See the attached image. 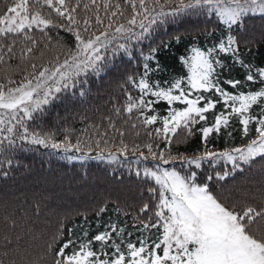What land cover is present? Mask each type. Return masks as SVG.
<instances>
[{"label": "trees", "instance_id": "16d2710c", "mask_svg": "<svg viewBox=\"0 0 264 264\" xmlns=\"http://www.w3.org/2000/svg\"><path fill=\"white\" fill-rule=\"evenodd\" d=\"M11 2L0 0V12L5 11ZM83 2L85 0H81V7ZM43 11L47 14L51 10ZM52 19L65 22L55 13H52ZM46 31L48 36L38 29L29 33L37 44L27 58H24L22 49L31 47L30 42L21 38L13 46L15 58L5 57L6 62L0 63V83L7 84V78H11L19 84L25 75L33 73L32 64H36L37 69L42 65L52 66L57 57L62 62L67 49L74 48L72 33L60 28ZM135 31L140 32V29L136 27ZM230 35L237 40L233 45L235 55L218 53L215 57L225 64L224 70L217 69L220 86L233 94L259 90L260 78L257 76L254 81H246L249 69L239 61L250 65L254 75L257 69L264 67V15L249 13L239 26H232L229 31L227 26L220 25L214 14L194 9L168 16L166 22L154 25L145 34L146 38L127 42L128 52L113 47L107 51L102 49L105 58L99 72L90 71L76 77L71 87L53 93L49 103L41 105L40 110L33 113V119L25 121L29 134L35 133L46 139L47 146L21 141L14 136L15 143L11 148L0 152V264H54L59 259L56 252L70 238L69 230L78 245L105 231V226L110 223L132 233L126 238L135 243L140 237L137 231L142 227L140 218L147 221L152 215L151 212L142 213L140 209L150 203L154 210L158 202L149 192L150 187L158 188V185L144 177L143 166L159 161H152L149 157L147 162H134L141 152L148 155L144 145L151 143L154 151L163 149L166 155L170 152L177 157L202 155L205 143L199 129L213 124L215 115L229 113L231 109L225 108L224 101L214 89L194 92L190 99L202 94L213 99L215 107L204 113L205 121L191 126V135L181 128L169 144L163 133L156 136L155 129L163 128L162 118L170 110H182L186 105L178 101L169 105L151 94L144 96L145 101H154L151 109L143 110L144 115L158 117L156 123L144 126L141 109H133L131 113L125 111L129 96L138 101L142 95L129 77L138 84L147 63L149 71L145 79L151 85L168 88L179 79L187 91L189 68L185 61L192 55V49L206 50L221 39L226 42ZM146 56L150 57L147 61ZM228 79L243 83L234 89L223 82ZM173 94L179 93L173 90ZM203 104L204 101H200L198 106ZM260 108L261 105H254L250 114L259 117ZM22 131L17 126L16 135ZM120 132L124 133L122 137ZM149 132L153 133L151 137ZM255 136L254 121L249 124L248 135L244 136L239 118L233 115L227 128L222 126L219 135L214 132L209 136L206 147L215 152L229 150ZM78 140L82 143L80 152L51 147L52 143L75 145ZM97 140L101 141L99 148L96 147ZM103 140H108V144L105 145ZM121 140L128 145L127 162L118 152ZM136 146L139 149L134 156L132 150ZM101 149L103 159H94ZM110 152L116 153L115 162L108 158ZM162 166L178 170L182 167L179 159L174 164ZM228 167L222 161L211 166L203 163L200 169L192 166L198 173V180L208 175L213 177L212 189L229 206L235 204L239 209L245 205L256 208L264 205V158L258 156L248 163L240 162L235 169L229 170ZM225 172L229 174L224 180H218L217 173L223 175ZM152 222L155 223V217ZM258 226L264 227V221H258ZM146 234L156 239L161 235V228L159 231L150 229ZM101 247L100 242L93 241L95 250L99 251ZM71 251L72 246L66 249L68 253ZM105 251L111 253L112 250Z\"/></svg>", "mask_w": 264, "mask_h": 264}, {"label": "snow or ice", "instance_id": "6c2138e0", "mask_svg": "<svg viewBox=\"0 0 264 264\" xmlns=\"http://www.w3.org/2000/svg\"><path fill=\"white\" fill-rule=\"evenodd\" d=\"M44 9L51 11L45 14ZM194 9L214 14L220 25L227 26L231 31L232 26H239L249 13L264 15V0H85L82 7L81 0H75L74 4L73 0H12L11 5L0 12V63L6 62L5 57L15 58L13 46L21 38L32 45L22 49L24 58L33 52L37 44V40L29 35L33 29H38L45 36H48V29H63L75 37V46L67 49L62 62L57 57L52 66L42 65L39 69L36 64H32L33 73L25 75L19 84L11 78H7V84L0 83V152L11 148L15 143L14 136L21 141L47 146L46 139L35 133L29 134L25 121L33 119V113L40 110L41 105L48 104L53 93L71 87L76 77L90 71L99 72L105 58L102 49L107 51L113 47L114 50L128 52L127 42L146 38L145 34L154 25L166 22L168 16ZM52 13L65 22L53 20ZM136 27L140 32L135 31ZM48 38L51 39L50 36ZM236 43V38L230 35L226 42L221 39L206 50L194 47L192 55L185 61L189 68L187 91L179 79L168 88L151 85L145 79L149 71L147 63L144 65V76L138 84L129 77L142 95L138 101L129 96L125 111L131 113L133 109H141L144 126L154 124L158 119L156 115H144L143 110L151 109L154 103L151 100L145 101L144 96L151 94L167 101L169 105L174 101L186 105L182 110H170L162 118L163 128L155 129L156 136L163 133L169 144L181 128L191 135V126L205 121L204 113L215 107L216 102L202 94L190 99L194 92L214 89L224 101L225 108L231 111L215 115L213 124L199 129L205 143L202 155L177 157L170 152L166 155L163 149L154 151L151 143L144 145L148 155L141 152L134 162L141 164L147 162L149 157L152 161H159L143 167L144 177L158 185V188H149L158 202L154 210L150 203H145L140 209L142 213L151 212L152 215L148 216L147 221L140 218L142 227L137 229L140 237L135 243L126 238L132 233L115 223L106 225L105 231L78 245L71 238L69 230L70 238L56 252L59 259L54 264H264V227L258 226V221H264V205L259 208L245 205L239 209L235 204L229 206L212 189L210 182L213 177L208 175L198 180V173L192 168L200 169L203 163L211 166L223 160L235 169L240 162L248 163L258 156L264 158V67L257 69L254 75L250 65L239 61L249 69L246 81H254L257 76L260 78L259 90L233 94L220 86V72L217 69L224 70L225 64L215 58L216 54L235 55L233 45ZM144 59L147 61L150 57ZM223 82L234 89L243 83L232 79ZM154 87L156 90H153ZM173 90L179 94L174 95ZM200 101H204L202 107L198 106ZM254 105H261L259 117L250 114ZM233 115L239 118L244 136L248 135L249 124L254 121L256 136L243 147H233L222 152L209 150L206 147L209 136L214 132L219 135L222 126H229ZM17 126L23 129L19 135H16ZM133 127L136 125L133 124ZM119 135L122 137L124 133L120 132ZM148 135L151 137L153 133L149 132ZM103 143L107 145L108 140H103ZM100 144L101 141L97 140L96 147L99 148ZM120 145L119 155L124 156V162H127L125 153L128 145L123 140ZM51 147L80 152L82 143L79 140L75 145L52 143ZM138 149L139 146L133 148L134 156ZM93 158L103 159V149ZM108 158L115 162L117 155L110 152ZM177 159L181 162L180 170L162 167L174 164ZM228 174L217 173V178L224 180ZM153 217L155 223L152 222ZM153 228L158 231L162 228V234L156 239L146 234ZM93 241L101 243L99 251L93 248ZM70 246L72 251L68 253L66 249ZM105 249L112 251L110 253Z\"/></svg>", "mask_w": 264, "mask_h": 264}, {"label": "rangeland", "instance_id": "374dc122", "mask_svg": "<svg viewBox=\"0 0 264 264\" xmlns=\"http://www.w3.org/2000/svg\"><path fill=\"white\" fill-rule=\"evenodd\" d=\"M136 29V28H135ZM122 43L124 42V41H121ZM34 83H35V81H34ZM5 134V133H4ZM3 134V135H4ZM254 138V137H253ZM252 139V138H251ZM250 139V140H251ZM249 141V140H248ZM248 141H246V142H244V143H242V144H239V145H234V146H232V147H230L229 148V150H231V148H233V147H243L246 143H248ZM222 151H225V150H222ZM222 151H219V152H222ZM218 161H222V162H224L223 160H218ZM226 164H228V163H226ZM229 165V167L227 168V169H231V168H233V165L232 164H228ZM144 167V166H143ZM162 167H164V166H162ZM165 168H168V167H165ZM170 168V167H169ZM161 234H162V228H161Z\"/></svg>", "mask_w": 264, "mask_h": 264}]
</instances>
